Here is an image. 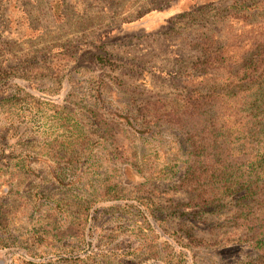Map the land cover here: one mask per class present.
<instances>
[{"label":"rangeland","instance_id":"374dc122","mask_svg":"<svg viewBox=\"0 0 264 264\" xmlns=\"http://www.w3.org/2000/svg\"><path fill=\"white\" fill-rule=\"evenodd\" d=\"M209 2L214 7L205 11L204 21L190 19L181 27L162 31L169 17ZM227 3L229 0H0V222L6 216L10 221L5 229L0 228V264H18L21 258L30 257L28 253L40 256L39 262L69 264L66 260L79 252L123 254L132 260L128 264H247L264 259L228 241L233 228L224 220L228 214L224 208L204 215L209 229L194 215H187L183 222L196 228V240L178 237L176 230L181 225L169 208L188 194L172 192V183L166 179L141 185L144 147L135 138L142 128L123 121L146 102L151 106L159 98L168 104L181 102L178 95L187 90L184 67L196 54L195 36L217 31L213 14ZM101 52L108 58L95 57ZM27 92L64 109L57 108L60 115L53 107L30 109L23 100ZM16 99L20 105L9 107ZM43 110H47L46 116ZM66 110L80 119L91 143L98 142L94 153L103 177L112 174L119 181L127 167L109 154L112 138L104 135L110 134L113 123L132 133L124 137L127 131L123 132L120 140L136 142V160L128 165L132 181L121 184L124 199L119 204L99 203L103 207L92 213L81 245L54 239L49 233L60 226L56 221L60 217H53L58 209L53 206L56 201L63 205L70 181L62 161L66 158ZM94 118L101 119L105 130L111 126L107 134L95 128ZM155 134L165 149L154 160L157 168H163L164 157H178L179 141L164 130L162 137ZM139 201L150 202L159 210L148 219L152 228L148 246L155 248L150 254L136 250V240L128 237L126 214L120 216V209L115 213L107 207L139 206ZM74 206L71 211H77ZM40 231L51 240L46 246H36L35 240H45Z\"/></svg>","mask_w":264,"mask_h":264},{"label":"trees","instance_id":"16d2710c","mask_svg":"<svg viewBox=\"0 0 264 264\" xmlns=\"http://www.w3.org/2000/svg\"><path fill=\"white\" fill-rule=\"evenodd\" d=\"M213 7L209 2L179 11L166 19L162 31L177 25L181 27L190 19L204 21L205 11ZM212 19L217 31L199 32L192 44L196 54L184 67L183 85L187 90L178 95L181 102L168 104L161 98L154 101L155 106L146 102L138 106L135 113L125 115L123 121L142 128L135 138L144 147L140 157L145 173L141 185L145 187L152 185L149 182L166 179L172 183V192L188 194V198L174 202L169 208V214L181 225L176 230L178 237L189 242L196 240V228L183 222L187 215H194L197 222L202 221L209 229L204 215L224 208L228 213L224 220L233 228L232 237L227 238L232 246L264 256V0H229L221 11L214 12ZM95 57L101 61L108 58L102 52ZM25 95L27 99H22L30 109L53 107L56 108L54 113L59 115L57 108L64 109L28 92ZM17 105H20L17 99L9 103V107ZM42 114L46 116L47 110ZM72 114L66 110V158L62 160L70 176L68 193L65 201H61L63 205L56 201L53 206L58 209L53 217H60L56 220L60 226L55 225L49 233L54 239L81 245L86 241L91 215L103 207L99 203H121L124 199L121 184L122 181L131 183L132 172L128 171V165L136 160L137 152L134 139L128 143L120 140L127 130L118 122L113 123L110 134L104 135L105 139L106 136L112 138L109 154L127 167L119 175L123 176L119 181L112 174L101 176L102 166L94 153L98 142L91 143L80 119L74 114L70 116ZM92 123L103 134L111 128L101 127L99 118H94ZM161 130L177 137L179 155L174 158L172 154L171 159L164 157L163 168H157L154 159L165 149L163 143L156 141L155 133L161 135ZM127 133L132 134L127 131L123 136H128ZM51 172L62 173L56 169ZM139 202V206L127 203L118 206V203L107 207L115 213L120 209V216L126 214L130 222L126 224L128 237L136 240V250L150 254L155 248L148 246L152 229L148 219L155 217L159 210L150 202ZM73 205L77 211H71ZM9 222V216L4 217L0 228L5 229ZM43 233L38 232L45 240L38 237L36 246H46L51 241L46 240ZM82 253L66 261L69 264H113L115 260L116 264H128L132 261L123 254L117 257V254L108 256L101 252ZM27 255L30 257L21 258L18 264H50L39 262L37 257L40 256L35 253ZM247 264H264V259L250 260Z\"/></svg>","mask_w":264,"mask_h":264}]
</instances>
